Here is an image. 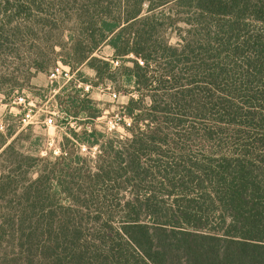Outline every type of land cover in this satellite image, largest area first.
I'll return each instance as SVG.
<instances>
[{"label":"trees","instance_id":"obj_1","mask_svg":"<svg viewBox=\"0 0 264 264\" xmlns=\"http://www.w3.org/2000/svg\"><path fill=\"white\" fill-rule=\"evenodd\" d=\"M57 47L133 84L129 135L41 157L0 131V264H264V0H0V92Z\"/></svg>","mask_w":264,"mask_h":264},{"label":"rangeland","instance_id":"obj_2","mask_svg":"<svg viewBox=\"0 0 264 264\" xmlns=\"http://www.w3.org/2000/svg\"><path fill=\"white\" fill-rule=\"evenodd\" d=\"M177 32L176 27L168 31L172 44L178 42ZM29 45L26 48H30ZM39 46L41 51H46L44 44ZM56 51L58 54L51 55V62L45 70H32L33 77L27 82L25 80L20 88L13 92H0V131L16 132L15 136L20 135L22 138L20 145L23 149L41 157L60 155L57 151L66 144L65 137H71L70 129L82 134L86 127L94 126L108 137L128 136L125 126L130 127L132 119L124 114L123 107L128 104L130 97L138 96L133 84L100 82L95 71L86 63L73 64L69 78L59 77L51 81L50 73L54 67L58 64L67 66L66 58L59 54L60 47ZM95 55L111 61L114 69L124 63L122 59L114 57V51L108 45ZM29 56L35 57L26 53L25 57ZM116 61L119 62L118 65L115 64ZM127 65L131 66L130 63ZM18 96H25L33 105L24 108L17 104L15 100ZM82 101L86 102L87 111L94 112L95 118H88L84 112L74 117L73 113L82 106ZM66 110L73 111L68 119L64 118ZM50 117L53 118V123L47 124L46 120ZM81 153L94 156L97 148L92 147L89 151L86 146L81 145Z\"/></svg>","mask_w":264,"mask_h":264},{"label":"built area","instance_id":"obj_3","mask_svg":"<svg viewBox=\"0 0 264 264\" xmlns=\"http://www.w3.org/2000/svg\"><path fill=\"white\" fill-rule=\"evenodd\" d=\"M116 65L119 64L118 61L115 62ZM71 71L70 68L67 66H63L61 64H58L56 67H54L51 70L50 73V79L51 81H54L55 79L59 78V77H65V78H69L71 75ZM116 97V94L114 95ZM15 102L21 106H23L24 108H27L29 106H32L33 103L28 102L27 98L25 96H18L15 100ZM47 124H52L53 123V118L50 117L49 119L46 120ZM60 153V150L57 151V153Z\"/></svg>","mask_w":264,"mask_h":264}]
</instances>
